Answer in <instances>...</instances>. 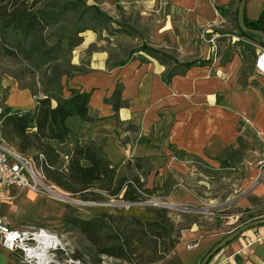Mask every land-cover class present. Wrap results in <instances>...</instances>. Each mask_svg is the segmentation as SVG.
Here are the masks:
<instances>
[{
  "label": "crops",
  "instance_id": "0c3cea01",
  "mask_svg": "<svg viewBox=\"0 0 264 264\" xmlns=\"http://www.w3.org/2000/svg\"><path fill=\"white\" fill-rule=\"evenodd\" d=\"M100 1L108 9L117 5L135 7L141 23L151 29L153 46L170 50L172 43L180 62L203 63L180 66L178 73L169 77L173 65L140 51L125 64L112 65L97 33L85 31L82 43L73 50L72 62L86 71L71 78L65 76L62 82L66 96L71 88L91 94L88 110L93 119L84 120L78 115L67 118L73 133L64 142L50 141L60 154L56 167L66 168L77 139L101 141L115 166L144 159L145 168L148 163L152 166L144 177L147 187H162L170 179L175 185L166 196L171 203L197 208L203 204L214 207L216 196L209 199L197 195L184 186L179 175L192 173L196 161L214 168L241 169L244 176L240 189L230 194L225 207L218 211L229 215L248 210L254 217H264V181L258 168L264 156V76L255 68L264 45L240 29V0ZM220 17L225 22L216 32L230 35L223 37L215 50L201 34ZM245 20L250 25L260 22L264 28V0H247ZM94 44L97 48L90 51ZM8 84L6 106L12 110L35 107L29 89L20 88L13 80ZM118 87L124 103L115 110L112 95ZM10 196L1 205L4 221L11 228L43 230L51 237H39L40 245L29 253L34 258L22 250H9L0 242V264H83L72 255L78 229L65 215L73 211V216L88 219L93 213L70 208L29 188L12 187ZM235 228L230 224L213 229L194 225L182 240L170 244L165 258L148 264H201ZM262 262L264 224L244 231L216 252L208 264Z\"/></svg>",
  "mask_w": 264,
  "mask_h": 264
},
{
  "label": "trees",
  "instance_id": "16d2710c",
  "mask_svg": "<svg viewBox=\"0 0 264 264\" xmlns=\"http://www.w3.org/2000/svg\"><path fill=\"white\" fill-rule=\"evenodd\" d=\"M113 23L128 32L123 28V22L99 5L90 4L89 0H0V86L3 77L9 74L18 81L20 88L29 89L36 101L35 107L27 110L4 106L0 115V141L31 156L50 181L79 194L83 200L99 204L117 198L129 203L128 208L113 212L99 206L88 219L73 216L71 211L65 219L91 243L95 254L127 259L132 264H148L162 260L168 254L167 240L172 239L174 221L166 208L150 205L143 211L135 204L154 196L166 197L175 187L174 183L168 179L162 187H147L144 177L152 166L148 163L145 168L141 158L125 164L135 174H119V168L105 153L103 142L96 140L81 142L77 139L66 168L59 169L56 162L60 154L50 142L53 139L64 142L73 133L66 124L69 116L93 119L88 110L91 94L71 88L66 96L62 80L65 76L71 78L86 71L72 62L73 50L82 43L83 33L108 30ZM246 24L252 28L261 27L260 22ZM260 29L264 30L263 27ZM140 51L163 63H172L169 77L178 73L181 67L203 63L200 60L180 62L167 50L147 42L134 53ZM131 57L112 65H123ZM112 100L115 110L123 105L119 87ZM223 163L231 166L228 162ZM142 240H150L154 251L163 240V252L160 255H135L134 248ZM74 257L79 259L81 255ZM138 258L141 261H137Z\"/></svg>",
  "mask_w": 264,
  "mask_h": 264
},
{
  "label": "rangeland",
  "instance_id": "374dc122",
  "mask_svg": "<svg viewBox=\"0 0 264 264\" xmlns=\"http://www.w3.org/2000/svg\"><path fill=\"white\" fill-rule=\"evenodd\" d=\"M89 3L99 5L110 15L118 18V20L125 24L123 25V28L128 30V32H124L123 29H119V25L113 23L108 30L99 29L98 31H96L98 42L100 44L102 43V47L106 48L109 52V60L111 64L118 63L121 60L127 59L128 57L137 55L138 52L134 53V51L139 49L143 42L154 45L151 37V29L149 25L144 26L141 23L140 12L135 7L124 8L117 5L115 8L108 9L102 5L100 0H89ZM169 45L173 46L170 50H167L164 47L158 48L167 50L173 56H176L174 44L170 43ZM96 48L97 44H94L90 47V51ZM144 54L146 53L144 52ZM169 64L173 65L172 63ZM10 80L16 81L18 83V81L9 74H6L3 77L1 82L2 84L0 86V105L2 108L6 106L5 99L7 98V95L9 93L8 83ZM8 146L12 147L10 145ZM118 172L119 174H124L127 176L135 174L134 170L132 168H128L126 165L120 167ZM191 172L192 173L188 174L187 176L179 175L178 177L183 180L182 182L187 189H190L197 195H201L209 199H211L212 196L215 195L217 204H214V207H206V205L204 204L199 205L198 208L193 205H175L172 204L167 197L163 198L161 196H154L148 200L135 204L138 205L137 207H139L143 211H146L148 206L150 205L156 208H166L170 211L169 215L174 221V232L172 233L173 240L171 238L167 240L168 246L175 243L172 242L174 240H182L185 233L194 225L203 226V228L205 229H213L216 227H221L224 224H230L237 228L238 226L248 222L249 220L259 218L254 217L253 215L255 214H253V212H249L248 210H240L235 214L229 215L222 214L223 212L218 211V209H220L221 207H225L223 204H225L229 195L234 194V191L236 189H240L241 180L244 176L243 170L232 168L223 169L222 167L214 168L212 166H208L203 161H196L194 162V167ZM160 182L162 183L163 181L160 179ZM60 188L64 191V195L68 197V199H66L67 201H62V203L69 205L70 208L72 206H74V208L76 209L83 208L91 213H95L98 210L99 206L107 208L112 212L116 211L119 208H128L127 205L129 203L123 202L121 199L114 198L109 202H100L99 204H93L95 202H92L91 200L86 201L81 199L79 194H74L72 192L66 191L62 187ZM73 200H79L86 203L78 204ZM73 242L75 248L73 249L74 252L72 255L80 254L81 257L79 259L83 264H132L131 261L127 259L115 258L106 254H95V248L78 230H76L75 232ZM152 244L153 243L150 240H142L139 244L136 245V248H134L135 255H160L164 250V241H159L156 251H154ZM136 260L141 261L140 258Z\"/></svg>",
  "mask_w": 264,
  "mask_h": 264
},
{
  "label": "built area",
  "instance_id": "2783aa9c",
  "mask_svg": "<svg viewBox=\"0 0 264 264\" xmlns=\"http://www.w3.org/2000/svg\"><path fill=\"white\" fill-rule=\"evenodd\" d=\"M224 22V18L220 17L218 23L206 26V29L201 34L202 40L209 43L215 50L218 48L220 40L230 35L216 32L217 27ZM255 68L258 74L264 76V48L258 52ZM2 111L3 108L0 105V115ZM258 168L259 177L264 181V156L260 160ZM12 187L29 188L40 195L61 202L67 201L68 197L64 195V191L58 185L48 179L44 170L36 164L31 156L20 153L0 141V242L9 250H22L29 255L30 249L37 248L40 245L39 237L48 239L46 237L51 236L43 230L11 228L4 221L1 216V205L11 197L10 191ZM129 206L130 204L127 205V207ZM9 237L13 238L10 239ZM190 246L193 247L194 245Z\"/></svg>",
  "mask_w": 264,
  "mask_h": 264
},
{
  "label": "water",
  "instance_id": "95a60500",
  "mask_svg": "<svg viewBox=\"0 0 264 264\" xmlns=\"http://www.w3.org/2000/svg\"><path fill=\"white\" fill-rule=\"evenodd\" d=\"M247 0H240L239 7H238V24L240 29L243 32H248L253 34L258 38V40L264 45V30L260 28H252L249 27L246 24L245 21V7H246ZM74 202L80 203H86L79 200H73ZM264 224V217L256 218L254 220H249L246 223L241 224L236 229L230 231L227 235H225L204 257L201 264H208L211 257L216 254L220 249H222L224 246H226L229 242L234 240L236 237H238L240 234H242L244 231H246L249 228L256 227L259 225Z\"/></svg>",
  "mask_w": 264,
  "mask_h": 264
},
{
  "label": "bare ground",
  "instance_id": "6f19581e",
  "mask_svg": "<svg viewBox=\"0 0 264 264\" xmlns=\"http://www.w3.org/2000/svg\"><path fill=\"white\" fill-rule=\"evenodd\" d=\"M32 250H33V249H30V250H29V253H30V254L32 253Z\"/></svg>",
  "mask_w": 264,
  "mask_h": 264
},
{
  "label": "snow or ice",
  "instance_id": "6c2138e0",
  "mask_svg": "<svg viewBox=\"0 0 264 264\" xmlns=\"http://www.w3.org/2000/svg\"><path fill=\"white\" fill-rule=\"evenodd\" d=\"M10 239H12L13 237H9Z\"/></svg>",
  "mask_w": 264,
  "mask_h": 264
}]
</instances>
